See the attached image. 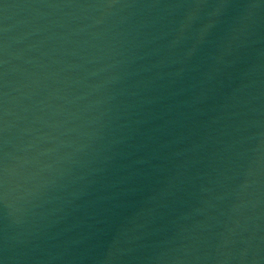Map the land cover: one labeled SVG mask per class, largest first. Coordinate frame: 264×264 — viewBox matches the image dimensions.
<instances>
[{"label":"water","instance_id":"95a60500","mask_svg":"<svg viewBox=\"0 0 264 264\" xmlns=\"http://www.w3.org/2000/svg\"><path fill=\"white\" fill-rule=\"evenodd\" d=\"M264 209V0H0V264H210Z\"/></svg>","mask_w":264,"mask_h":264}]
</instances>
